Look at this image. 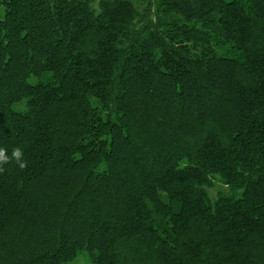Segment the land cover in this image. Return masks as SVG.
<instances>
[{
    "label": "trees",
    "instance_id": "16d2710c",
    "mask_svg": "<svg viewBox=\"0 0 264 264\" xmlns=\"http://www.w3.org/2000/svg\"><path fill=\"white\" fill-rule=\"evenodd\" d=\"M16 146L0 264H264V0H0Z\"/></svg>",
    "mask_w": 264,
    "mask_h": 264
},
{
    "label": "clouds",
    "instance_id": "9594fccd",
    "mask_svg": "<svg viewBox=\"0 0 264 264\" xmlns=\"http://www.w3.org/2000/svg\"><path fill=\"white\" fill-rule=\"evenodd\" d=\"M10 162H15L21 169L26 167L23 150L20 146L14 147L11 151V155L7 153L5 148L0 147V171L3 170V165Z\"/></svg>",
    "mask_w": 264,
    "mask_h": 264
},
{
    "label": "rangeland",
    "instance_id": "374dc122",
    "mask_svg": "<svg viewBox=\"0 0 264 264\" xmlns=\"http://www.w3.org/2000/svg\"><path fill=\"white\" fill-rule=\"evenodd\" d=\"M222 188H224L223 185L220 184L219 182H216L215 186L209 189L210 196H215L216 191ZM66 264H90V262L87 259V257L82 253L79 254L73 261L68 262Z\"/></svg>",
    "mask_w": 264,
    "mask_h": 264
}]
</instances>
